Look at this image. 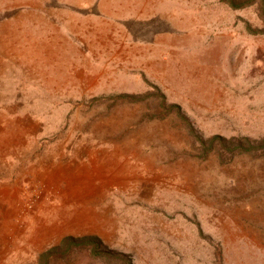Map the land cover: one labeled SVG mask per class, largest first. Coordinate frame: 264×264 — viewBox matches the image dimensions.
<instances>
[{
	"label": "rangeland",
	"instance_id": "374dc122",
	"mask_svg": "<svg viewBox=\"0 0 264 264\" xmlns=\"http://www.w3.org/2000/svg\"><path fill=\"white\" fill-rule=\"evenodd\" d=\"M252 1L0 0V264H264Z\"/></svg>",
	"mask_w": 264,
	"mask_h": 264
},
{
	"label": "trees",
	"instance_id": "16d2710c",
	"mask_svg": "<svg viewBox=\"0 0 264 264\" xmlns=\"http://www.w3.org/2000/svg\"><path fill=\"white\" fill-rule=\"evenodd\" d=\"M239 0H226V3L233 9H241L243 7H245L246 4H241L238 3ZM254 3L256 4H264V0H253L252 2H250V4L248 5H254ZM199 142L200 144L204 145L206 143H209L211 145V151L213 149H216L219 152L220 157L222 158V155H226L227 154V150L230 151V157L233 158L236 155L239 154H250L253 151V147L251 146V142L249 140L246 139V144L241 143L240 141L237 143V141L235 140H227L221 136H215L213 139H211L209 142L204 141L203 139H201L198 136ZM245 145H248V147H245ZM224 161V159L222 160ZM85 242L87 244L90 243H95L94 245L97 248L91 249V254L93 255V257H103V254L101 253V249H99L98 247L100 246L98 241L96 239H91V238H85V239H79L76 240L74 238H67L65 239L64 243H68V245L71 246H80V245H76L78 244V242Z\"/></svg>",
	"mask_w": 264,
	"mask_h": 264
},
{
	"label": "bare ground",
	"instance_id": "6f19581e",
	"mask_svg": "<svg viewBox=\"0 0 264 264\" xmlns=\"http://www.w3.org/2000/svg\"><path fill=\"white\" fill-rule=\"evenodd\" d=\"M95 230V229H94Z\"/></svg>",
	"mask_w": 264,
	"mask_h": 264
}]
</instances>
